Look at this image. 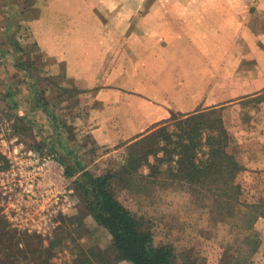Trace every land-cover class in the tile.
Masks as SVG:
<instances>
[{"label": "rangeland", "instance_id": "1", "mask_svg": "<svg viewBox=\"0 0 264 264\" xmlns=\"http://www.w3.org/2000/svg\"><path fill=\"white\" fill-rule=\"evenodd\" d=\"M175 8L178 2L168 0H0V152L3 140L11 148L17 138L26 146L36 142L53 146L64 157L63 161L55 157L64 172V161L78 158L82 168L70 176L65 173L73 188L83 170L122 175L125 181L114 183L118 198L141 217L155 244L172 247L177 263L264 264V218H257L248 230L241 229L240 214L230 217L228 205L215 206L208 180L200 186L178 177L177 117L184 112L170 107L168 118L150 125L160 137L159 155L164 157L165 150L170 161L151 173L154 169L148 162L156 165V160L149 154L145 161L140 158V167L132 174L121 173L129 144L146 132L120 138L114 130L115 115L94 98L95 88L102 80H110L117 68L109 53L114 43L124 41L126 46V27L138 31L164 9ZM143 10L148 13L142 15ZM95 44L103 48L97 83L89 80L96 66ZM79 47L84 50L78 52ZM124 64L127 67V58ZM102 111L105 114L98 115ZM219 115L228 129L229 143L252 139L255 154L260 146L264 150V92L230 99ZM155 147L153 138H147L139 149ZM238 181L242 201L264 198V167L240 173ZM77 193L74 189L72 208L59 216L50 233L27 232L18 238L19 250L14 253L19 264L37 260L40 264L47 257L50 264H73L81 248H110L111 235L90 218L85 220L87 227L77 229L75 219H68L61 230L62 218L79 209ZM0 219L5 221L1 214ZM52 236L60 239L51 250L47 238ZM254 242L256 251L250 254ZM116 264L132 263L121 259Z\"/></svg>", "mask_w": 264, "mask_h": 264}, {"label": "crops", "instance_id": "2", "mask_svg": "<svg viewBox=\"0 0 264 264\" xmlns=\"http://www.w3.org/2000/svg\"><path fill=\"white\" fill-rule=\"evenodd\" d=\"M168 1L178 2V8L164 9L138 31L126 27V46L114 43L109 53L117 67L111 81L102 80L93 92L100 106L115 115L114 130L122 139L150 131L151 124L171 115L170 107L187 113L264 92V0ZM101 49L94 45L96 66L89 80L95 83L102 71ZM255 143L239 139L229 144L241 173L264 167V150L260 146L255 154Z\"/></svg>", "mask_w": 264, "mask_h": 264}, {"label": "trees", "instance_id": "3", "mask_svg": "<svg viewBox=\"0 0 264 264\" xmlns=\"http://www.w3.org/2000/svg\"><path fill=\"white\" fill-rule=\"evenodd\" d=\"M221 108L222 106H212L182 113L177 117L178 140L175 146L178 147V177L192 184L199 183L200 186H204L208 180L210 185L207 184V189L213 197L215 206L219 209L222 205H228V215L236 217L240 214L239 228L248 230L257 218H264V198L251 203L239 198L241 187L238 177L243 167L228 148L230 137L219 115ZM209 114L219 119L210 118ZM164 129L162 127L160 133ZM154 130L138 135L129 144L130 149L121 173L127 171L132 174L134 169L140 167V158L145 161L149 154L156 160V165L148 162L149 167L154 169L151 173H155L163 163L171 160L166 157L167 152L163 148L165 156L159 155L160 137ZM162 137L166 142L171 141L168 135H162ZM147 138H153L156 147L151 150L139 149L142 141ZM31 147L54 155L58 160H64L53 146L36 142ZM64 163L67 176L73 175L74 171L83 166L78 158L71 163L65 161ZM5 166V156L0 152V169ZM116 181L121 183L125 179L122 175L113 172L94 174L89 170H83L78 174L74 189L78 191L80 206L77 212L62 218L60 228L68 225V219H75V228L87 227L85 220L90 218L92 224L100 225L109 232L111 244L107 249L97 246L81 248L73 264H116L121 259H126L132 264H183L184 262L177 263L171 246L153 242L152 235L144 227L141 217L118 198L114 188ZM236 204L239 207L236 208ZM7 226L6 220L0 219V264H19L14 252L19 250L18 238H22L25 232L19 233L20 231ZM59 239L55 236L47 238L51 250L57 245ZM251 247L253 249L250 254L256 251V243L254 242ZM38 255L37 259L41 258V254ZM43 260L44 263L40 264H50L48 257ZM39 261L33 264H38Z\"/></svg>", "mask_w": 264, "mask_h": 264}, {"label": "built area", "instance_id": "4", "mask_svg": "<svg viewBox=\"0 0 264 264\" xmlns=\"http://www.w3.org/2000/svg\"><path fill=\"white\" fill-rule=\"evenodd\" d=\"M15 141L1 146L0 214L17 231L50 233L72 208L74 188L54 155Z\"/></svg>", "mask_w": 264, "mask_h": 264}]
</instances>
